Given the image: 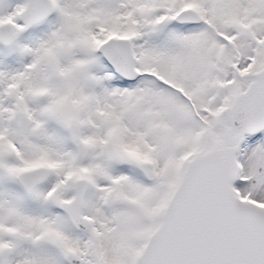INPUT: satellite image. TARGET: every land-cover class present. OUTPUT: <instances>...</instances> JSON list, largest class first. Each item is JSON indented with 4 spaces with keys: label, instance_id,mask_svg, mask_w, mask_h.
Wrapping results in <instances>:
<instances>
[{
    "label": "snow or ice",
    "instance_id": "1",
    "mask_svg": "<svg viewBox=\"0 0 264 264\" xmlns=\"http://www.w3.org/2000/svg\"><path fill=\"white\" fill-rule=\"evenodd\" d=\"M0 264H264V0H0Z\"/></svg>",
    "mask_w": 264,
    "mask_h": 264
}]
</instances>
